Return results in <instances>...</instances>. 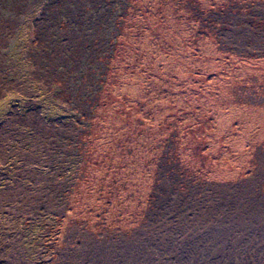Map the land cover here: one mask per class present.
Returning a JSON list of instances; mask_svg holds the SVG:
<instances>
[{
	"label": "rangeland",
	"instance_id": "rangeland-1",
	"mask_svg": "<svg viewBox=\"0 0 264 264\" xmlns=\"http://www.w3.org/2000/svg\"><path fill=\"white\" fill-rule=\"evenodd\" d=\"M69 1L0 0V264H264V0Z\"/></svg>",
	"mask_w": 264,
	"mask_h": 264
},
{
	"label": "trees",
	"instance_id": "trees-1",
	"mask_svg": "<svg viewBox=\"0 0 264 264\" xmlns=\"http://www.w3.org/2000/svg\"><path fill=\"white\" fill-rule=\"evenodd\" d=\"M70 1H69V5L72 8L69 10V7L67 5V11L65 12L64 15H62L61 20H57L58 21L57 23L58 24L68 23L71 24L72 26H80L82 28L81 31L83 32L95 31V27L98 25V19H101L103 22H105L107 24L106 27L112 23L115 26V31H117L116 29H119L121 22L126 13L125 10L127 9L128 6L127 5L128 2L126 0L123 1L122 0H72L71 2ZM121 2L123 3L125 2V4H122ZM103 16H105V19L102 18ZM81 19L82 22H84V26L81 23H77V24L75 23V22H81ZM84 20H87L89 23H86ZM115 31L110 33L111 35L110 37L106 38V36H103L105 40L103 47H101L102 44H100V48L97 50V55L99 51L100 54L103 53L100 57H98L97 62L99 64H103L105 68L103 67L102 72L97 73L95 75L97 76V81L102 82V84L104 83V79L107 76L109 63L111 61L110 59L112 58V54H113L112 52H114L116 36L113 34L115 33ZM93 41L94 40L91 41V45ZM94 43H96V41H94ZM101 58H103L104 63L102 61H99ZM11 59L12 58H10L9 60ZM30 61L31 60H29V63ZM99 88H101V86H99ZM89 113L90 116L87 117V119L92 118L93 115L92 112Z\"/></svg>",
	"mask_w": 264,
	"mask_h": 264
}]
</instances>
